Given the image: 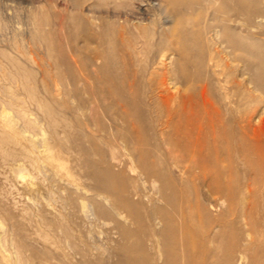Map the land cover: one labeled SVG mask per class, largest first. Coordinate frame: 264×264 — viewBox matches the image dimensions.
Masks as SVG:
<instances>
[{"label":"bare ground","instance_id":"6f19581e","mask_svg":"<svg viewBox=\"0 0 264 264\" xmlns=\"http://www.w3.org/2000/svg\"><path fill=\"white\" fill-rule=\"evenodd\" d=\"M54 6L53 32L68 40L55 55L62 70L56 76L70 86L75 128L90 133L102 166L90 174L96 195L120 200L106 206L111 197H98L86 215L110 218L121 234L124 211L176 232L179 242H155L152 231L150 242L140 238L136 264H264V136L253 123L256 109L245 96L234 97L238 80L223 64L238 58L235 51L252 55L249 82L264 94V0H54ZM29 13L30 20H49L43 10ZM7 59L16 76H1L0 84L18 81L28 93L34 69ZM2 95L0 106L11 108ZM258 120L264 123V111ZM133 163L143 185L159 181L154 193L142 184L114 188L122 174L112 167L134 172ZM237 223L241 232L232 230Z\"/></svg>","mask_w":264,"mask_h":264},{"label":"rangeland","instance_id":"374dc122","mask_svg":"<svg viewBox=\"0 0 264 264\" xmlns=\"http://www.w3.org/2000/svg\"><path fill=\"white\" fill-rule=\"evenodd\" d=\"M30 1H34L33 8H29ZM54 9V0H0V77L16 76V66L7 58H21L35 71V79L28 82V93L21 92L18 81L4 80L0 84V96L4 87L14 97L2 95L12 100L13 105L0 106V264H136L133 261L136 242L140 238L150 242L147 239L150 231L155 242L180 240L172 239L175 231L159 223L149 227L126 211L123 212L127 219L125 234L113 228L110 218L103 222L86 215L88 203L98 197L99 200L102 196L111 197L104 201L106 206L120 200L117 194L108 192L96 195L97 180L90 174L102 166L90 148V133L83 127L75 128L72 109L76 101L70 95V86L56 76L58 69L62 70L55 64V55L60 43L65 46L68 40L53 32ZM41 10L48 16L47 22L40 17L30 20L27 16L30 11ZM236 26H241L239 18ZM41 30L45 35H40ZM260 38L264 43V34ZM235 53L238 58L223 61L224 66L226 62L230 66L228 74L238 80L234 97L245 96L250 109H256L253 123L264 136V123L257 121L264 111V94L249 82L256 71L255 58L239 51ZM241 55L249 60L248 67L240 60ZM211 95L215 98L214 91ZM79 118L83 120L82 115ZM118 148L128 152L121 141ZM132 166L134 172L124 166L112 167L122 174L114 183L117 192L125 186L143 183L137 176L138 167L135 163ZM178 175L177 168L173 178ZM158 184L159 181L149 179L142 185L154 193ZM178 192L171 193V200L179 196ZM237 224L232 230L241 232V224Z\"/></svg>","mask_w":264,"mask_h":264}]
</instances>
